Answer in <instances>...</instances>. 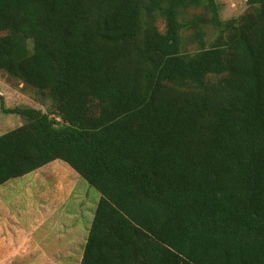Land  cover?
<instances>
[{
	"label": "trees",
	"instance_id": "trees-1",
	"mask_svg": "<svg viewBox=\"0 0 264 264\" xmlns=\"http://www.w3.org/2000/svg\"><path fill=\"white\" fill-rule=\"evenodd\" d=\"M246 3L0 0V72L53 105H1L24 122L0 185L60 160L94 188L79 264H264V0Z\"/></svg>",
	"mask_w": 264,
	"mask_h": 264
},
{
	"label": "crops",
	"instance_id": "crops-1",
	"mask_svg": "<svg viewBox=\"0 0 264 264\" xmlns=\"http://www.w3.org/2000/svg\"><path fill=\"white\" fill-rule=\"evenodd\" d=\"M100 194L53 160L0 185V264H79Z\"/></svg>",
	"mask_w": 264,
	"mask_h": 264
},
{
	"label": "rangeland",
	"instance_id": "rangeland-1",
	"mask_svg": "<svg viewBox=\"0 0 264 264\" xmlns=\"http://www.w3.org/2000/svg\"><path fill=\"white\" fill-rule=\"evenodd\" d=\"M216 2L219 4V15L223 20L237 17L247 9L246 0H216ZM191 13L194 11H186L187 15ZM157 27L160 31L164 30V22L161 18L157 19ZM211 33V29H208L207 37H211ZM184 35H188V32L185 31ZM187 46L188 48L192 47L190 44ZM0 96V134L16 128L24 122V119L18 114L5 113L1 105L6 108L31 106L47 112L53 110L52 102L46 96L36 93L32 88L24 86L3 72H0ZM62 262L63 260H50V264H61Z\"/></svg>",
	"mask_w": 264,
	"mask_h": 264
}]
</instances>
